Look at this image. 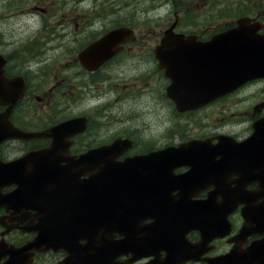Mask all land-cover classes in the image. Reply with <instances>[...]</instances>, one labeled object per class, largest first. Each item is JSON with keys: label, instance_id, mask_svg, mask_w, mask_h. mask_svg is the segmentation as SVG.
Wrapping results in <instances>:
<instances>
[{"label": "rangeland", "instance_id": "obj_1", "mask_svg": "<svg viewBox=\"0 0 264 264\" xmlns=\"http://www.w3.org/2000/svg\"><path fill=\"white\" fill-rule=\"evenodd\" d=\"M230 1L222 0L214 11L207 6L195 9V0H179L182 12L179 19L201 34L209 23L216 26L221 21L224 27L233 16L220 19V13L246 9L244 1H234L232 8H219L229 6ZM254 1L264 3L247 0V4L251 6ZM183 2L188 4L187 8L182 6ZM176 12L178 6L172 9L166 0H0V52L20 54V62L28 72L34 67V99L41 100L34 103V111L29 110L34 131L46 126L45 123L52 125L66 117L87 115L90 125L79 139L88 146H99L123 136L134 139L138 150L146 151L166 143L174 129L183 132L180 142L222 134L247 137L253 131L251 114L264 102V80L195 113L178 114L164 96L165 82L155 63L151 62L152 66L148 61L161 22L165 31L166 20H171L169 17ZM85 21L89 26L82 28V24H87ZM189 23L193 24L188 26ZM117 26L135 29L139 40L130 42L125 51L92 78L80 74L82 79L72 81L74 85L68 90L57 87L60 79L51 77L52 70L56 69V74L59 66L72 65L73 58L84 47ZM218 29L216 26L215 30ZM33 47L34 60L32 56L24 57L25 50L31 54ZM64 70L62 74L68 73V68ZM61 89L66 91L62 96L58 95ZM52 96L60 104L57 111L46 110L38 115L36 111H42V106L48 109ZM44 98L46 103L42 101ZM63 99L64 104L60 102ZM56 113L59 116L51 119ZM217 245L220 251L224 249V242ZM209 256L211 253L201 257ZM40 258L41 264H59L65 256L42 253ZM195 261L196 256L192 255L180 264H206Z\"/></svg>", "mask_w": 264, "mask_h": 264}, {"label": "flooded vegetation", "instance_id": "obj_2", "mask_svg": "<svg viewBox=\"0 0 264 264\" xmlns=\"http://www.w3.org/2000/svg\"><path fill=\"white\" fill-rule=\"evenodd\" d=\"M177 6L178 12H176V15L179 19L180 15L182 14L180 10L181 8L179 6V0L177 1ZM182 6L187 8L188 4L183 2ZM203 6L210 7L215 11L214 0H195V9ZM256 10H258L257 12L259 13L258 17H261L262 14H264V8L262 5ZM190 13L191 11H187V14ZM244 17L250 18L249 25L254 24V21L259 22L251 15H246ZM85 22L87 24H82V28L89 26V23L87 21ZM221 23L222 22H218L216 26L221 27ZM191 24L193 23H189L188 26ZM214 24L215 23L207 24L206 27L202 29L204 33L201 34L198 29H191V31H189V28L182 24V19H179L177 20L176 34H185L186 38H184V40H187L189 36H196L198 37V41L206 43L214 38L215 34L220 31L215 30L216 26ZM262 24H264V22H262ZM237 26V19H231L224 24L225 31L235 29ZM211 47L214 50L215 44H212ZM0 55L3 57L0 65V72L2 73V77L4 79L3 81H13V83L22 86L21 88L17 87L15 90H12L11 93L19 95L23 88V95L20 100H17V102L12 104H0V115H3L4 118L7 117L15 127L21 129L22 131L31 133L46 131L52 126L60 123L58 121L52 125L45 123L46 126L38 128L36 131H34V124L29 121V117L31 118L32 116V114H29V110L34 111V103L41 101L40 98L34 99V67L30 65L31 69L29 70L30 72H28L27 67H24V65L20 62V54L12 55L8 51H1ZM23 56H32L34 60V47L31 50V54L28 50H25V54ZM215 56L221 61L217 54H215ZM112 61L108 62L106 66ZM67 68L68 73L62 74V72H65L64 69ZM54 71H56V69L52 70L51 77L54 76V79H60L58 81L59 86L57 87H62L66 90L74 85L72 81L82 79L80 74H83V76H90L91 78L97 74V71L95 73L88 74L80 66L77 56L73 58L72 65L69 63L67 67L59 66L57 69L58 72H56V74H54ZM63 89L58 91V95L62 96L63 93L65 94L66 91H63ZM42 101L43 103H46L47 99L44 98ZM60 102L64 104L65 99L61 100ZM49 104L50 105L48 106V109H45L42 106V111H36L38 112V115H42L46 110L55 112L57 111V107L60 106V104L55 102L53 96L52 99H50ZM58 116L59 114L56 113L50 118L56 119ZM60 125L61 124H58L52 129H55ZM173 133H178L179 135H176L174 140L168 138L166 143H163V145L160 147L151 148L150 150L153 149L152 151H159L164 146H174L183 140L182 130L177 131L174 129L172 134ZM53 134L55 137H58L60 133L58 132ZM80 136L82 135L71 139V156L79 157L88 152V150L99 147L88 146L86 144L82 145L79 139ZM51 141L52 139L50 138H37L30 140L13 139L0 143V264H5L8 261V250L13 248H22L27 246L29 243L34 242V238L36 236V234H34V226L39 224L40 215L38 211L34 209H26V206L29 202H32L31 200L34 198V181L36 182L38 181V177L40 178V164L44 163V160L38 157L34 159V153H41L47 149L51 151ZM256 155L264 162V156L261 153H257ZM45 157L50 158V154H46ZM251 188H254V186ZM18 204L19 210L16 211V206H18ZM41 208L43 213H46L49 210V202H44ZM230 221L232 223V230L230 231L229 235L224 238L215 239L211 243L213 247L212 250H214L219 242H224V251L222 254H220V256H218L219 258H231L233 257V253L235 252L236 248L246 249L251 245L252 242L263 238V236L258 235H248L246 237L240 236V230L243 225V218L240 213H235L232 215L230 217ZM28 229H31V231L28 232ZM47 253L53 254L51 252ZM22 254L25 255V257L26 255L28 256V264H41L40 257L42 256V253H36V255H34V249H30L27 251V254L25 252ZM59 255L65 256L64 253ZM129 258V256L119 257L118 261H125ZM238 260L239 258L236 259V261Z\"/></svg>", "mask_w": 264, "mask_h": 264}, {"label": "water", "instance_id": "obj_3", "mask_svg": "<svg viewBox=\"0 0 264 264\" xmlns=\"http://www.w3.org/2000/svg\"><path fill=\"white\" fill-rule=\"evenodd\" d=\"M130 38H132V31H130L129 29H126V28L117 29V30L109 33L108 35L104 36L100 40L96 41L95 43L90 45L88 48H86L82 53H80V59L82 60V63L86 68L92 69V70L96 69L102 63L109 60V58H111L115 54V51L118 50L119 44H121L127 40H130ZM248 44L250 46L256 48L255 44H253L251 42ZM188 48H190V47H187L186 49L182 50V58H180V60L185 58L189 54ZM1 62H2V57H0V65H1ZM90 63H92V64H90ZM238 66H240V65H238ZM0 71H1V69H0ZM181 72H182L181 70H178L179 77L183 76V74H181ZM169 74L172 76V74L170 72H169ZM262 77H264V67L261 64H258L255 69L254 68H250V69H242L241 68L240 70H233V71H231V74L227 79H225L224 81H221L215 85L216 90L221 89V91H219L215 95L218 96L221 94L230 93V92L234 91L235 89H237L245 81L257 79V78H262ZM172 78L176 82L180 81L178 78V74H176L175 76H172ZM3 80L4 79L2 77V73L0 72V104L1 103L12 104V103L17 102V100H20L22 98V95H23V88H22V91H20L19 95L11 93V92H12V90H15L17 87L21 88L22 86L13 83V81H7V80L3 81ZM169 91H170V97L175 101V103L178 106V109L180 111L195 108V107H198L199 105H204V104L211 101V99L205 100L202 103H197L196 105H194L192 107H187L188 103H181L178 101V97L174 94L173 89L171 90L169 88ZM71 123L72 122L65 123L59 127L60 132H62L61 134L64 133V140L62 141L63 142L62 146H70L69 142L66 141V138L70 137V135L67 134L68 132H70V134L72 135L74 133L83 132L85 130V120H82V123L79 124L80 125L79 130H77L75 132L73 130H71L69 127ZM254 128L256 129V125L254 126ZM52 133H53V130H50V134H49V132H45V133H41V134L40 133L26 134V133L20 132L12 126V124L10 123V121L8 120L7 117L4 118L3 115H0V143L2 141L8 140V139H21V138L22 139H32V138L50 136V135H52ZM54 146H57V145H54ZM128 146H130L129 143H128ZM121 147H123L122 149H124V147H127L126 145H124V141L123 142L118 141L112 146L104 147V150L106 153L110 152L111 154H114V156L116 157V156H119L122 154V152L120 150ZM262 155L264 156L263 153H262ZM110 157H113V156H106L105 158L110 159ZM258 159H260V158H258ZM105 166L106 165H104L102 167L104 168ZM97 170H100V169H97ZM248 182L249 181L243 182L241 184V186L245 187L248 184ZM73 184H76V180L73 181ZM261 198L264 199V197H261ZM251 199L257 200L258 198H251ZM137 201H138V204H140V205L148 206V197L143 198V199H136V202ZM263 206H264V204H263ZM252 207H253V205H248L247 209L251 210ZM56 214L58 216L56 218L58 221L60 220L61 217L63 220L66 216V213H60L59 212ZM58 226L59 227L55 228V230H54V234H55V235L53 234L54 238L52 237L53 239L50 241L52 243H50L48 245L47 244L48 240L46 241L45 237H38V239H37L38 245L35 247L39 248L40 246H43V244H45L47 246V248H49V247L55 248V246L58 244V241L63 243L65 231L61 227L62 226L61 223ZM141 228H142V225L140 224L139 220H137L135 222L136 232H135L134 238H133L134 242H136V236H139L138 232L141 230ZM58 238H60V239H58ZM166 241H167V243H170L168 240H166ZM89 258H90V256L88 255V259ZM174 259H175V254H172V253L167 254L166 260L163 264H172V261L180 260L179 258H177L175 260ZM12 262H14L13 255H12L11 261H9L7 264H12ZM84 262H88V261H86V260L78 261V263H82V264ZM258 263L264 264V262H262L260 260L258 261Z\"/></svg>", "mask_w": 264, "mask_h": 264}, {"label": "bare ground", "instance_id": "obj_4", "mask_svg": "<svg viewBox=\"0 0 264 264\" xmlns=\"http://www.w3.org/2000/svg\"><path fill=\"white\" fill-rule=\"evenodd\" d=\"M60 126H61V125H60ZM60 126H59V127H60ZM59 127L55 128V129H52V130H53V133H58V132L60 133ZM172 135H173V136H171V137H169V138H171L172 140H174V139L176 138V135L178 136L179 134H178V133H177V134H176V133H173ZM182 138H184V137L182 136ZM164 147H170V146H164ZM164 147H163V148H164Z\"/></svg>", "mask_w": 264, "mask_h": 264}]
</instances>
